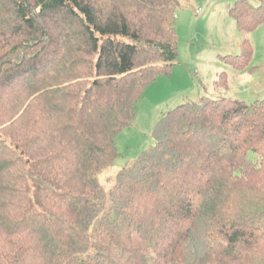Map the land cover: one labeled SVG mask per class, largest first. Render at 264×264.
Here are the masks:
<instances>
[{
    "label": "trees",
    "instance_id": "trees-1",
    "mask_svg": "<svg viewBox=\"0 0 264 264\" xmlns=\"http://www.w3.org/2000/svg\"><path fill=\"white\" fill-rule=\"evenodd\" d=\"M179 3L0 0V264H264V100L178 105L101 182L178 62ZM229 13L253 33L264 0ZM252 60L249 41L225 58Z\"/></svg>",
    "mask_w": 264,
    "mask_h": 264
},
{
    "label": "rangeland",
    "instance_id": "rangeland-1",
    "mask_svg": "<svg viewBox=\"0 0 264 264\" xmlns=\"http://www.w3.org/2000/svg\"><path fill=\"white\" fill-rule=\"evenodd\" d=\"M239 0H180L176 12L179 59L159 76L140 100L133 123L117 139L120 157L101 175L109 190L116 176L156 145L155 129L178 105L202 97L234 98L248 104L264 100V25L246 34L229 10ZM197 11H199L197 13ZM249 41L253 60L244 71L225 62ZM225 76L227 87L218 85Z\"/></svg>",
    "mask_w": 264,
    "mask_h": 264
}]
</instances>
